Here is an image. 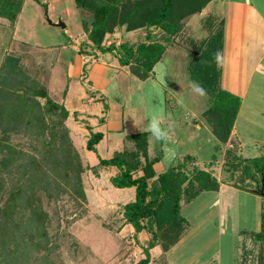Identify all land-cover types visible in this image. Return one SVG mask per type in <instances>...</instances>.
Segmentation results:
<instances>
[{
  "label": "rangeland",
  "instance_id": "1",
  "mask_svg": "<svg viewBox=\"0 0 264 264\" xmlns=\"http://www.w3.org/2000/svg\"><path fill=\"white\" fill-rule=\"evenodd\" d=\"M0 16V161L8 156L9 150L3 146L12 152L10 162H0V246L6 249L0 264H134L142 258L133 229L121 215L122 206L133 200V188L112 187L109 177L117 170L96 164L98 158L120 152L127 144L124 134L148 131L154 118L166 133V139L157 140L148 131V155L162 157L157 168H166L174 157L189 154L200 168L208 163L201 171L207 186L218 180L264 197V176L251 169L245 175L246 158L241 157L262 153L261 145L256 150L251 138L264 142L260 114L264 111V85L250 86L241 106L238 104L236 130L245 145L241 155L233 149L235 137L230 143L229 134L224 141L216 138L211 128L214 119L209 121L210 113H205L217 99L215 93L223 90L216 83L213 52L202 57L204 69L197 64L202 51L199 43L211 28L213 33L219 29L212 18L204 22L201 15L190 17L185 31L165 44L146 80L110 68L106 91L99 94L88 89L86 76L83 82L77 80L71 54L94 58L104 54V61L115 64L117 46L133 41L136 32L143 30L129 34L125 24L117 25L102 41L104 50L107 46L114 50L101 51L91 49L83 28L91 14L77 9L73 0H21L12 23ZM149 31L159 32L155 28ZM137 66L130 60L127 67L130 71ZM193 81L209 86L212 93L199 96ZM80 83L95 97L87 111L96 117L90 120L107 117L112 121L121 116L123 125L117 133H108L110 128L103 127L104 139L95 152L84 148V122L73 114L64 118L52 106L62 107L60 98L66 85L70 95L81 92ZM226 101L232 104L230 98ZM183 166L186 176L198 175L192 163L184 161ZM16 188L20 197L6 219L10 225L4 226L2 207ZM234 203L231 213L222 215L211 211L203 199L183 207L187 235L175 256L202 264H264L256 240L258 214L250 198L242 194ZM14 243L19 248L12 255ZM158 254L159 248L154 249L148 264H163Z\"/></svg>",
  "mask_w": 264,
  "mask_h": 264
},
{
  "label": "trees",
  "instance_id": "2",
  "mask_svg": "<svg viewBox=\"0 0 264 264\" xmlns=\"http://www.w3.org/2000/svg\"><path fill=\"white\" fill-rule=\"evenodd\" d=\"M73 1L76 8L88 12L92 16L88 26L83 27L91 49L113 51V46H107L104 50L102 41L104 35L112 33L117 25L125 24L127 32L136 29L146 30L143 37L129 43L122 42L117 46L118 64L129 66L130 60H135L138 66L131 69L130 72L138 79H145L148 77L152 66L159 61L164 51V45L180 31L182 21L190 15L199 13L210 0ZM20 4L21 0H0V14L12 23L19 11ZM151 28L159 30L158 34H149ZM220 38L221 33L218 29L216 33H212L199 43V49L202 51L198 55L197 64H200V69H204L203 64H201L203 62L202 57L205 54L209 55L212 52L214 54L218 51ZM190 77L192 78V75ZM208 88L209 86L205 88L207 93H212V90ZM214 98L217 99L214 100L213 105L205 113L206 115L208 112L210 113L207 117L209 121L212 118L214 119V122L211 123L212 133L218 140L224 141L231 129L239 99L223 90L217 91ZM227 98L232 101L231 105H229V101H226ZM52 106L59 108L62 117L67 116V112L63 107L54 104ZM85 128L88 129L86 126ZM221 135L222 137H220ZM101 137V133L89 131L84 148L87 151L95 152L94 145L100 141ZM125 139L131 142V150L115 152L108 159L98 158L96 166L102 168L113 167L117 170L116 174L109 177L112 187L118 189L133 188V200L122 206L121 215L125 224L130 225L133 229L134 236L142 230L149 234L150 237L146 246L141 247L143 257L134 263L148 264L150 261L149 249L159 244L161 250L166 251L177 241L185 222L179 211L180 200L188 201L201 190H214L216 189V183L213 182V184L207 186L200 170L196 172L198 175L186 176L182 168L184 167V161L189 163L187 156L180 163L178 162L155 175L152 170L155 160H149L146 157V133L131 134L126 136ZM3 147L9 151L8 156L0 161L1 165L10 162L12 157L11 150L6 146ZM243 161L246 162V165L242 168L245 175H250L251 169L252 173L264 176V155L246 158ZM136 171H140L141 174L134 176ZM77 191L80 195L82 194L79 188H77ZM19 193V188H16L5 200L2 207L5 221L2 224L4 226L10 225L6 219H8L11 210L15 206V200L20 197ZM261 200L259 231L256 240L260 242L259 246L264 256V197H261ZM14 244L15 246L11 250L12 255L17 253L19 248L17 243ZM4 251L6 249L0 246V255H3ZM10 264L12 263L10 262Z\"/></svg>",
  "mask_w": 264,
  "mask_h": 264
},
{
  "label": "crops",
  "instance_id": "3",
  "mask_svg": "<svg viewBox=\"0 0 264 264\" xmlns=\"http://www.w3.org/2000/svg\"><path fill=\"white\" fill-rule=\"evenodd\" d=\"M194 15H201L200 21L205 20L204 22L212 18V21L216 23L217 28L219 26L221 38L218 51L222 54L223 59L222 63L219 66H217L216 64L217 84L223 89V91L237 97L240 102V107L242 100L244 99V97H246L247 92L249 91L250 86L264 85V0H210L204 5L199 13L186 17L182 21V27L180 31L175 35H178L179 33H183L185 31L186 27H188V19ZM213 15H215V17ZM142 30L144 32H141ZM213 30L214 29L212 28L210 29V33L208 36L213 33ZM137 31L141 33L137 34L136 32V36L133 41H135L139 37H143L146 33V30L144 29H138ZM130 32L132 31H128L127 33L130 34ZM149 34L157 35L158 32L149 31ZM174 36H172L171 39H173ZM169 42L170 40L167 43ZM87 49H90L89 46H87ZM105 57L106 56L104 54L95 58L94 56H84L77 53L71 54V63L73 66H75V73L79 76L77 80L83 82V78L86 76L87 81L85 83H87L86 86L88 87V89L92 91L96 90L99 94H104L106 91V87L108 85L107 76L109 74L110 68L118 69L121 71L123 70V73L125 75H131L135 77L129 71L127 66H120L117 62V59H115L116 63L114 64L113 62H108V60L104 61L103 59ZM84 63H87V66H85ZM156 64L157 63L152 66V69ZM152 69L150 72H152ZM149 76L150 73L145 79L135 78L142 81L149 78ZM79 87L82 88H79L81 92H78L75 95H70L69 88L66 85L65 89L62 91L60 103L62 104L64 110L67 112L68 117L73 114L78 119L84 122V126L88 128L84 129L85 135L87 137L89 131L101 133L102 137L100 141L96 145H94V149L96 151V147L104 139V133L102 131L103 127L110 128L111 131H108V133H117L122 131L123 125L121 122V116L117 119H112V121H110L107 117H99L97 121L90 120L91 117H96V115H91L89 111H87L90 109V105L95 101V97H93L92 92L88 93L86 89L84 91L81 83ZM100 96L102 97V95ZM239 107L236 111L227 141L228 143H230L232 142L233 137H235V141L232 142V145L235 146L233 149H237L238 153L241 155V150L245 145L239 138L238 131L236 130V119L237 114L239 113ZM253 114L254 113L251 112L248 116H253ZM260 114L262 118H264V111ZM143 132L146 133V157L149 160H155L152 165V170L154 171L155 175H158L159 173L165 171L178 162L180 163L185 156L188 157L187 161L189 163H192V165L195 166L198 170L205 171L202 167H204V165H208V163H204V165L200 168L195 157L189 154L174 157V159L168 164L166 168H157L162 157L148 155L147 137L149 135V132L146 130H142L139 132H128L124 134L123 137L127 144L123 146L120 151L132 149L131 142L125 139L126 136ZM251 140L253 141L252 144L256 150H259V148H257L258 144H260L262 147V153L261 151H258L260 153L252 157L264 155V142L259 138H251ZM241 157L247 158L243 157L242 155ZM140 174V171H136L134 176H139ZM215 183L216 189L214 190H201L188 201H184L183 199L180 200L179 211L180 215L185 221L182 226V231L177 241L166 251H162L159 244H156L154 247L149 249L148 254L150 262L153 260V258L150 256V253L156 248H159V254L157 257H159L161 263L163 264H189L190 261L193 262L194 259L192 258L187 259L182 258L179 255L175 256V249L180 245V243L187 235V224L185 216L182 214V208L190 205L198 199L207 201V204L210 207L209 209L211 211L215 209L216 214L222 215L224 213H231L229 209L235 205V198H239V195L242 194L243 196L250 198L253 209L255 208V213H257L259 217L262 200L258 194L251 192L249 188L241 189L232 185L220 183L218 180H216ZM216 228L217 227H214L213 230H215ZM149 237V234L144 230L138 232L135 235L136 241L138 242L140 247L146 246ZM180 257L182 258V260L180 259ZM194 264L202 263L194 260Z\"/></svg>",
  "mask_w": 264,
  "mask_h": 264
},
{
  "label": "clouds",
  "instance_id": "4",
  "mask_svg": "<svg viewBox=\"0 0 264 264\" xmlns=\"http://www.w3.org/2000/svg\"><path fill=\"white\" fill-rule=\"evenodd\" d=\"M214 62L219 66L222 63V54L217 51L216 53L213 54ZM193 84H196L197 86L195 87L194 91L201 97H206L207 96V90L198 82L193 81L191 82ZM148 131L152 133L157 140H162L166 139V133L162 132L159 128V123L156 118L152 120L150 125L148 126Z\"/></svg>",
  "mask_w": 264,
  "mask_h": 264
},
{
  "label": "water",
  "instance_id": "5",
  "mask_svg": "<svg viewBox=\"0 0 264 264\" xmlns=\"http://www.w3.org/2000/svg\"><path fill=\"white\" fill-rule=\"evenodd\" d=\"M56 26H59L61 28H63L64 26L61 23H57ZM264 196V194H262Z\"/></svg>",
  "mask_w": 264,
  "mask_h": 264
}]
</instances>
